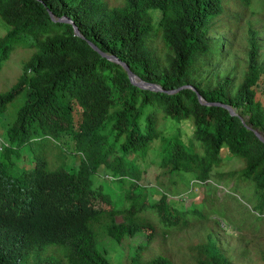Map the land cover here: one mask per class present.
<instances>
[{
	"label": "trees",
	"instance_id": "trees-1",
	"mask_svg": "<svg viewBox=\"0 0 264 264\" xmlns=\"http://www.w3.org/2000/svg\"><path fill=\"white\" fill-rule=\"evenodd\" d=\"M224 1L0 0V19L7 25L0 34V66L19 39H29L31 46L18 77L0 90V138L5 141L0 149V264H112L102 238L119 243L142 231L150 240L156 228L147 213L164 229L189 223L190 211L205 218L207 197L191 208H169L162 188L139 180V159L149 151L154 163L189 173L195 184L215 188L211 182L224 178V183L232 179L234 189L250 187L251 207L241 215L251 219V233L263 231L256 226L264 217V141L254 128L264 133V63L249 27L241 76L212 71L225 60L232 41L228 34H211ZM239 1L248 5L251 0ZM49 11L70 16L82 35L70 22L53 20ZM158 36L163 58L154 44ZM89 40L165 90L134 84L119 62ZM186 83L205 100L230 104L236 113L200 101L192 87H180ZM170 122L177 125L166 134L163 126ZM182 122L192 125L187 141ZM47 139L61 146L60 154L34 150ZM23 147L33 150L32 161L20 158L14 166ZM223 149L241 161L238 168H217ZM100 165L118 185L119 203L97 183ZM142 247L131 253L130 264H174L161 252L141 258ZM193 256L197 264H237L210 226Z\"/></svg>",
	"mask_w": 264,
	"mask_h": 264
},
{
	"label": "rangeland",
	"instance_id": "rangeland-1",
	"mask_svg": "<svg viewBox=\"0 0 264 264\" xmlns=\"http://www.w3.org/2000/svg\"><path fill=\"white\" fill-rule=\"evenodd\" d=\"M223 12L215 20V28L211 34L215 35L214 31L216 35L220 33L224 37L225 34H228L232 41L229 47L226 45V48L230 50L225 60L218 61L215 66L213 65L212 71L218 72L220 76L230 71L229 76L239 78L244 67V50L246 40L250 35L247 31L249 27L255 30V37L259 43V58L264 63V0H251L248 5L239 0H225ZM155 14L158 15L156 12ZM235 14L239 16L237 17ZM6 28L7 25L0 19V34ZM28 41L27 38L16 41L9 58L6 59L2 67L0 66V90L8 88L18 77L23 59L31 51ZM154 44L157 45L158 55L163 58L165 48L162 46L159 36L154 40ZM12 108L13 104L9 103L6 111L9 113ZM168 125L166 128L163 126V132L165 130L166 134L174 133L177 124L170 122ZM179 125L183 129L182 137H185L187 141L186 135L191 134L192 125L189 122H182ZM1 128L0 125V130ZM63 146L68 151L66 144ZM69 147L74 149L72 145ZM34 150L42 152L46 150L49 155L54 152L60 154L62 148L52 139H47L45 144H42L41 141L34 144ZM32 153L33 150L28 147L21 148L19 158L14 159V166L18 165L20 158L32 161ZM222 153V163L217 167L219 170L227 172L240 166L241 161L235 156H231L227 150L223 149ZM151 157L152 153L149 151L145 160L139 159L141 162L139 180L156 188H162L167 195L169 208H191L203 197H207V202L202 208L205 218L198 217L196 213L190 211L187 214L189 223L180 228L164 229L153 213H147V218L156 228V233L150 240L142 231L133 235H125L119 243L106 236L102 238V246L106 247L112 264H130L131 253L137 252L140 244L143 245L140 253V257L143 259L161 252L169 256L174 264H197L193 256L195 244L203 240L208 226L213 228L217 238L221 239L222 245L237 264H264L261 261V250L264 249V217L258 219L262 224L256 226V228L261 227L263 231L251 233L250 228L253 229V226L250 223L251 219L246 215L251 207V203L247 199V195L252 193L250 187L246 188L245 192L241 189H234L232 179H228V183H224L222 181L224 178L211 182L215 188L207 182L195 184L193 183L194 178L189 173L175 172L168 166H159L151 160ZM4 165L9 167V160H6ZM64 165L68 167L71 164L64 162ZM104 170L103 165L98 167L96 174L100 176L97 177V183H102L104 191L108 192L113 203H119L118 185L109 179L111 176L104 173ZM151 196L157 199L159 194L151 192ZM102 203L105 206L110 205L109 202L103 201ZM243 213L246 214L242 216ZM261 214L264 215V212ZM117 219L121 220V216H117ZM145 231L149 232L150 228H145Z\"/></svg>",
	"mask_w": 264,
	"mask_h": 264
},
{
	"label": "water",
	"instance_id": "water-1",
	"mask_svg": "<svg viewBox=\"0 0 264 264\" xmlns=\"http://www.w3.org/2000/svg\"><path fill=\"white\" fill-rule=\"evenodd\" d=\"M49 14L51 16V18L53 20H60V21H66V22H70L72 25H73V29H74V33L77 34V35H82L78 26L75 24L74 20L68 16V15H61V16H58V17H55L53 15V13L51 11H49ZM89 43L91 44V46L98 50L101 54L103 55H106L108 58L110 59H113L117 62H119L123 68L127 71V74L130 78V80L136 84V85H139L141 87H145V88H150V89H153V90H165L162 88V86L156 82H150V81H147V80H144L143 78H141L140 76H138L137 74H135L128 66V64L120 59L117 58L116 55L114 54H111V53H106L104 51H102L96 44H94L92 41L89 40ZM180 87H192L195 91H196V94L198 96V99L202 102H205V103H216V104H221L223 106H225L226 108L229 109V111L231 113H236V111L234 110V108L230 105V104H227V103H222V102H215V101H207L205 100L201 94L199 93L198 90H196V88L194 86H192L191 84L189 83H186V84H183L181 85ZM177 88H174V89H166V91L168 92H173L175 91ZM254 132L257 134V136L264 141V133L259 131L258 129L254 128Z\"/></svg>",
	"mask_w": 264,
	"mask_h": 264
},
{
	"label": "clouds",
	"instance_id": "clouds-1",
	"mask_svg": "<svg viewBox=\"0 0 264 264\" xmlns=\"http://www.w3.org/2000/svg\"><path fill=\"white\" fill-rule=\"evenodd\" d=\"M4 143H5V141H4L3 139L0 138V149H1V147H2L3 145H5Z\"/></svg>",
	"mask_w": 264,
	"mask_h": 264
}]
</instances>
